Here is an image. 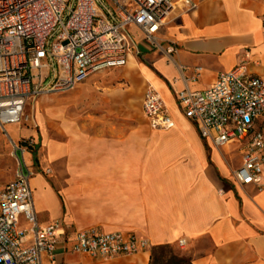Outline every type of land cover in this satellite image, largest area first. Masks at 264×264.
I'll list each match as a JSON object with an SVG mask.
<instances>
[{
    "label": "crops",
    "instance_id": "crops-1",
    "mask_svg": "<svg viewBox=\"0 0 264 264\" xmlns=\"http://www.w3.org/2000/svg\"><path fill=\"white\" fill-rule=\"evenodd\" d=\"M196 9L175 10L160 31L167 55L140 42L139 56L123 67L88 77L78 87L81 114L64 140L40 139L10 125V142L33 137L25 154L36 174L30 179L37 221L64 222L70 231L96 228L144 238L149 250L111 260L75 254L58 246L54 264H149L150 249L185 244L191 264H264V189L237 186L241 143L215 149L184 117L177 94L207 90L222 72L244 65L264 80V0H195ZM162 97L174 123L152 130L141 110L147 84ZM43 150V151H42ZM238 152V153H237ZM63 161L62 187L34 159Z\"/></svg>",
    "mask_w": 264,
    "mask_h": 264
},
{
    "label": "built area",
    "instance_id": "built-area-1",
    "mask_svg": "<svg viewBox=\"0 0 264 264\" xmlns=\"http://www.w3.org/2000/svg\"><path fill=\"white\" fill-rule=\"evenodd\" d=\"M247 1V0H242ZM195 0H0V133L28 122L26 106L51 92L73 90L88 77L123 67L144 48L172 55L174 43L161 45L160 31L171 14L189 12ZM182 114L215 149L241 143V164L231 171L239 187L264 189V80L244 65L222 72L205 91L177 94ZM141 110L150 128L168 131L174 123L159 93L147 84ZM33 137L10 142L15 177L0 184V264H54L58 246L93 259L111 260L149 250L146 239L96 228L70 231L62 221L40 225L30 179L36 174L25 154ZM184 240L178 241L183 247Z\"/></svg>",
    "mask_w": 264,
    "mask_h": 264
},
{
    "label": "rangeland",
    "instance_id": "rangeland-1",
    "mask_svg": "<svg viewBox=\"0 0 264 264\" xmlns=\"http://www.w3.org/2000/svg\"><path fill=\"white\" fill-rule=\"evenodd\" d=\"M80 111L78 87L70 91L44 94L29 102L26 106L28 122L21 125V128L32 131L33 135L37 134L40 139L46 137L61 142L64 140L65 131H68L70 127H76L81 114ZM9 127L7 126V130L12 136ZM255 127L257 130L264 132V116L256 122ZM40 160L42 170H44L43 175L53 180L58 187H62L67 178L64 162L58 161L46 164L40 155V158L37 156L34 159V163L40 166ZM15 171L16 161L12 156V147L9 140L0 134V184L12 181L15 177ZM171 257L189 260L177 245H168V248L164 250L161 261L164 263ZM149 264H152L151 260Z\"/></svg>",
    "mask_w": 264,
    "mask_h": 264
},
{
    "label": "trees",
    "instance_id": "trees-1",
    "mask_svg": "<svg viewBox=\"0 0 264 264\" xmlns=\"http://www.w3.org/2000/svg\"><path fill=\"white\" fill-rule=\"evenodd\" d=\"M168 248V245L155 246L150 249V260L152 264H191L190 260L169 258L164 263L161 261L164 255V250Z\"/></svg>",
    "mask_w": 264,
    "mask_h": 264
}]
</instances>
